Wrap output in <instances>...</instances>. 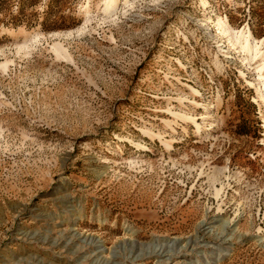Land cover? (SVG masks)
<instances>
[{
    "label": "rangeland",
    "instance_id": "1",
    "mask_svg": "<svg viewBox=\"0 0 264 264\" xmlns=\"http://www.w3.org/2000/svg\"><path fill=\"white\" fill-rule=\"evenodd\" d=\"M110 2L0 0V264H264V0Z\"/></svg>",
    "mask_w": 264,
    "mask_h": 264
},
{
    "label": "bare ground",
    "instance_id": "2",
    "mask_svg": "<svg viewBox=\"0 0 264 264\" xmlns=\"http://www.w3.org/2000/svg\"><path fill=\"white\" fill-rule=\"evenodd\" d=\"M118 0H111L110 4L108 7L113 8L117 4ZM219 29L221 32L231 40L232 43H238L240 45L241 50L246 53V54H251L252 58L251 60L255 63L259 61V59L262 60L263 63H260L259 66L264 69V51L263 48L260 47L259 45L261 44L263 46L264 44V39H261L258 41L256 44L254 41L256 39L254 38L253 33L250 30L246 29H234L229 26V24L226 23H220L219 24ZM262 81L264 83V73L261 75ZM262 90V87H261ZM261 98L264 101V93L261 94ZM174 116H178L175 114ZM189 120H193L188 118ZM198 131L202 132L203 131V126L198 124Z\"/></svg>",
    "mask_w": 264,
    "mask_h": 264
}]
</instances>
